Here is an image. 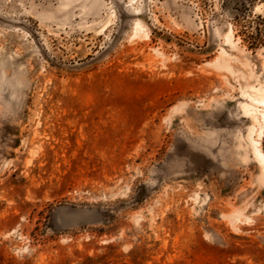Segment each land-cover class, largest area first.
Listing matches in <instances>:
<instances>
[{"label":"rangeland","instance_id":"1","mask_svg":"<svg viewBox=\"0 0 264 264\" xmlns=\"http://www.w3.org/2000/svg\"><path fill=\"white\" fill-rule=\"evenodd\" d=\"M263 89L264 0H0V264H264Z\"/></svg>","mask_w":264,"mask_h":264},{"label":"bare ground","instance_id":"2","mask_svg":"<svg viewBox=\"0 0 264 264\" xmlns=\"http://www.w3.org/2000/svg\"><path fill=\"white\" fill-rule=\"evenodd\" d=\"M230 36L231 35H228V40L230 39ZM247 96L248 100L243 101L241 104L244 113L247 114L252 121V126L249 128L247 134V140L251 144L252 153L256 160H258L261 168L264 169V153L259 147V139H254L252 137L254 132H257L259 138L264 134V89L260 91L258 97L250 94Z\"/></svg>","mask_w":264,"mask_h":264}]
</instances>
